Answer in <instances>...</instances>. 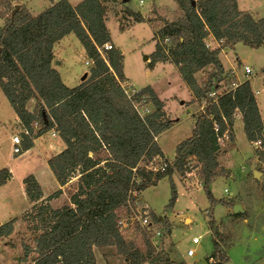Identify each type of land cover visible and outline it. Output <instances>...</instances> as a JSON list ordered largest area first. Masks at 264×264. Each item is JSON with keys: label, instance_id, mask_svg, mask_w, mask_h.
Returning a JSON list of instances; mask_svg holds the SVG:
<instances>
[{"label": "trees", "instance_id": "trees-1", "mask_svg": "<svg viewBox=\"0 0 264 264\" xmlns=\"http://www.w3.org/2000/svg\"><path fill=\"white\" fill-rule=\"evenodd\" d=\"M23 1L0 0V20H6L0 27V90L17 116L20 154L31 150L34 141L55 133L64 150L48 160L49 172L57 187L64 188L77 176L79 183L70 198L72 207L53 209L50 202L62 192L44 199L40 184L27 179L23 191L30 209L18 233L17 264H96L94 249L100 248H114L125 264H177L156 252L150 227L131 218L134 213L149 217L151 224L162 225L169 234L166 220L136 205H142L144 192L166 179L171 197L165 210L171 211L177 198L174 179L184 177L188 182L192 171L209 203L207 228L214 251L205 263H226L213 210L218 204L230 208L236 203L217 200L211 192L216 181L230 178L218 162L225 152L218 138L227 133V143L234 144L239 116L261 172L264 112L259 111L250 83L233 81L219 55L238 44L264 49V18L254 20L240 11L237 0H175L179 15L161 21L157 31L152 28L155 52L148 57L149 68L156 63L175 66L193 102H204L193 116L191 136L168 159L157 145L172 127L165 104L150 87L128 90L122 53L110 45L105 0H84L75 7L61 0L37 17L21 6L12 15L14 5ZM133 17L135 22H149L140 14ZM69 35L76 37L91 64L86 80L72 89L53 67V48ZM106 46L111 49L105 50ZM209 68L202 87L196 75ZM224 88L229 93L210 98ZM30 102L32 111L27 109ZM10 179L8 170H0V187ZM17 222L16 218L0 226V241H10ZM121 222L126 225L123 229ZM211 259L218 261L210 263Z\"/></svg>", "mask_w": 264, "mask_h": 264}, {"label": "rangeland", "instance_id": "rangeland-1", "mask_svg": "<svg viewBox=\"0 0 264 264\" xmlns=\"http://www.w3.org/2000/svg\"><path fill=\"white\" fill-rule=\"evenodd\" d=\"M59 1L61 0H24L15 4L14 9L16 6L18 9L22 6L31 16L37 17L49 9L52 3ZM68 1L75 7L84 0ZM237 5L240 11L250 14L254 20L264 18V0H237ZM104 7L110 45L122 53L128 90L137 92L150 87L165 104L164 110L172 127L157 139V145L165 157L172 159L175 146L190 137L194 124L193 116L200 113L204 102L201 105L193 102L192 94L175 66L156 63L150 69L149 61H144V58L155 52L152 28L157 31L162 27L164 20L175 19L180 9L175 0H105ZM127 11L130 13H126ZM133 14H140L149 22H135ZM5 22V19L0 20V27ZM211 47L215 45L212 44ZM53 49V67L55 70L59 68L57 70L65 86L72 89L83 83L80 81L85 74L88 76L91 64L87 65L83 49L76 37H65ZM219 59L225 70L230 72L233 81L237 84L244 81L250 83L259 111L263 113L264 49L254 50L238 44L233 50L222 51ZM244 67L252 71L253 75L249 79L243 75ZM210 73L209 68L196 75L202 87ZM33 107L34 102H30L29 109ZM238 117L234 127L235 142L232 145L225 143L222 148L225 152L219 157L220 166L230 171L231 178L216 181L211 187V192L217 200H231L236 203L234 206L239 205L243 210L242 216L251 218L248 219V224L244 223L240 214L237 218L233 215V206L229 208L221 204L214 208L213 218L218 223L222 237L228 240V247L231 245L228 248L224 242V247L221 248L226 256L228 253V260L224 264H264V164L260 172L262 176L256 180L253 174L256 168L253 146L247 142L242 123L239 121L241 118L237 119ZM20 133L17 128V116L0 90V170L6 169L11 175L7 185L0 187V226L9 220L18 219L10 241H0V264H17V257L21 252L18 233L24 228L23 215L28 209L23 191L27 179L40 184L45 198L56 191H62L61 196L51 203L53 209L72 204L70 196L77 183L75 179L63 189L57 187L51 174H48L50 172L45 158L53 154L49 153L48 149L51 144L56 143V135L52 137L49 133L38 140L30 152L15 155L12 154V137H20ZM174 181L177 198L169 212L165 210L171 197L166 179L142 194L141 206L166 220L165 226L170 229L168 234L162 225L158 227L151 224V219L147 217V225L153 233H161L156 252L168 255L177 264H206V259L214 251L207 228L209 203L197 182H187L184 177H177ZM258 224L261 225L257 226ZM120 228L124 227L120 225ZM194 238H200L198 245L190 244V240ZM188 249L194 251L193 258L186 257ZM94 255L96 264H125L114 248L95 249ZM217 259L221 260V257ZM212 260V263L218 261Z\"/></svg>", "mask_w": 264, "mask_h": 264}, {"label": "built area", "instance_id": "built-area-1", "mask_svg": "<svg viewBox=\"0 0 264 264\" xmlns=\"http://www.w3.org/2000/svg\"><path fill=\"white\" fill-rule=\"evenodd\" d=\"M104 49L105 50H110L111 49V46H106ZM243 75H244L245 78L249 79V77H251L253 74H252V71L248 67H244L243 68ZM263 81H264V75H263ZM236 86H237V84L236 85H233V88H235ZM227 93H229V90L227 88H224L223 90H221V91H219L217 93H211L210 94V98L217 99L218 97L223 96V95H225ZM257 93H258V91L255 94H257ZM215 132H217V128L216 127H215ZM51 136L52 137H55V133H51ZM12 138H13V140H12L13 154L18 155V154H20V145H21L20 138H19L18 135L13 136ZM227 142H228V135H227V133H225L222 137L218 138L219 145H222L223 146ZM258 145L259 144L255 145V146L257 147ZM262 148L264 149V146H262ZM186 167L187 168H190V165L189 164H186ZM187 179L191 183L197 182L198 185H199V187H200V184L197 181V176H196V173L195 172L192 171V173L187 174ZM225 193H226V191H225ZM141 208H142L141 205H139V204L136 205V209H139L140 210ZM144 215H146V213ZM131 220L134 221V222L139 223V225L141 227L149 226V225H147L148 224L147 217H142L141 214L140 215H136L134 213L133 214V217L131 218ZM120 225L122 227H124V228L126 227V225H124L122 222L120 223ZM160 236H161V233L156 231L154 233V236L151 239V243H152L153 247L155 248V250L158 249L157 247L159 246L158 244H159ZM199 242H200V238H194V239H191L190 240V244L191 245H198ZM194 256H195V253H194V251L192 249H188L186 251V257L193 258ZM212 261L213 260L211 259L210 260V263H212Z\"/></svg>", "mask_w": 264, "mask_h": 264}, {"label": "crops", "instance_id": "crops-1", "mask_svg": "<svg viewBox=\"0 0 264 264\" xmlns=\"http://www.w3.org/2000/svg\"><path fill=\"white\" fill-rule=\"evenodd\" d=\"M58 64V63H57ZM56 64V65H57ZM88 65V64H87ZM57 69H59V68H56V70ZM57 72L59 73V71L57 70ZM59 75H60V73H59ZM63 82V81H62ZM81 82V81H80ZM63 84L64 85H66L64 82H63ZM78 86V85H77ZM67 87V86H66ZM69 88V87H68ZM27 109L29 110V111H32V109H29V105H28V107H27ZM201 110H202V108H201ZM201 110H200V112H201ZM261 112V111H260ZM262 112H264V110L262 111ZM240 117H238L237 119H239ZM239 121H241V119H239ZM242 123V122H241ZM17 128H19V126H18V122H17ZM51 134V133H50ZM190 136H191V134H190ZM41 139V138H40ZM40 139H38V140H40ZM57 141H56V143L54 142L53 144H51V146H50V148L48 149V151H49V153L51 152V153H53L52 155H50V156H47L46 158H45V163H46V166H47V162H48V160L49 159H51L52 157H54V156H56V155H58V154H60L63 150H64V144L59 140V139H57V138H55ZM38 140H36V141H34V144H33V146L35 147V144L37 143V141ZM177 146V145H176ZM176 146H175V148H176ZM34 147L31 149V150H33L34 149ZM31 150H29L28 152H30ZM28 152H26V153H28ZM12 154H13V150H12ZM25 154V153H24ZM18 155H20V154H18ZM23 155V154H22ZM49 155V154H48ZM253 155H254V152H253ZM165 156V155H164ZM49 157H51V158H49ZM42 158H44V157H42ZM254 158H255V165H256V170L254 169L253 170V173L255 172V171H258L259 173H260V171L258 170V161H257V158L255 157V155H254ZM218 162H219V160H218ZM224 168V167H223ZM47 169H48V166H47ZM224 169H226V168H224ZM49 170V169H48ZM226 170H228V169H226ZM229 171V170H228ZM230 172V171H229ZM48 174H50V173H48ZM262 176V174L260 173V177ZM52 177V176H51ZM50 178V177H49ZM230 178H231V176H230ZM75 179H76V181H77V183H76V187L74 188V190H73V192H72V194H71V196L77 191V189H78V183H79V180H78V178H74L73 180H71L64 188H66L69 184H71V182L72 181H75ZM39 184V183H38ZM7 185V184H6ZM6 185H4V187L6 186ZM63 188V189H64ZM23 189H24V186H23ZM62 192V191H61ZM25 195V194H24ZM43 195H44V193H43ZM45 196V195H44ZM49 196V195H48ZM47 196V197H48ZM70 196V197H71ZM46 197V198H47ZM44 199H45V197H44ZM52 202H54V201H52ZM52 202H50V205H51V203ZM27 204H28V202H27ZM70 204V203H69ZM70 206H72V204H70ZM234 207V206H233ZM30 209V206L28 205V209H26V211L27 210H29ZM26 211H24V212H26ZM23 212V213H24ZM241 216L243 215V214H240ZM235 216H237V215H235ZM16 217H18V216H16ZM251 218V216H247V215H245V216H242L241 217V219H244V220H242V221H244V223H247V221H248V219H250ZM159 220H162V218L161 217H159ZM248 224V223H247ZM264 224V223H263ZM261 224H258L257 226H260ZM264 232V231H263ZM222 239L223 240H220L219 241V245H220V247L222 248V247H224V242H225V244H226V246L228 247V240L224 237H222ZM257 240V239H256ZM231 246V245H230ZM229 246V247H230ZM228 247V248H229ZM102 249V248H101ZM94 252H95V249H94ZM227 258H228V253H227Z\"/></svg>", "mask_w": 264, "mask_h": 264}, {"label": "water", "instance_id": "water-1", "mask_svg": "<svg viewBox=\"0 0 264 264\" xmlns=\"http://www.w3.org/2000/svg\"><path fill=\"white\" fill-rule=\"evenodd\" d=\"M18 9V6H16L15 7V9H14V11H13V13H12V15L15 13V11ZM144 61H148V57H145L144 58ZM86 74L82 77V80H81V82H84L85 81V79H86ZM261 168V165L259 164L258 165V170ZM254 178L257 180V179H259L260 178V173L258 172V171H255L254 173ZM232 213H233V215H238V214H243V210L241 209V207L239 206V205H235L234 207H233V211H232Z\"/></svg>", "mask_w": 264, "mask_h": 264}]
</instances>
